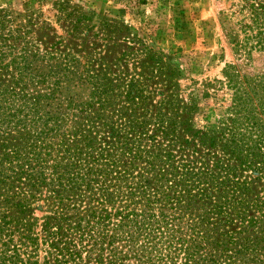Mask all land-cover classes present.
Here are the masks:
<instances>
[{"label":"trees","instance_id":"obj_1","mask_svg":"<svg viewBox=\"0 0 264 264\" xmlns=\"http://www.w3.org/2000/svg\"><path fill=\"white\" fill-rule=\"evenodd\" d=\"M250 8L247 57L264 52ZM27 34L0 15V264H264V72L225 65L230 101L198 125Z\"/></svg>","mask_w":264,"mask_h":264},{"label":"rangeland","instance_id":"obj_2","mask_svg":"<svg viewBox=\"0 0 264 264\" xmlns=\"http://www.w3.org/2000/svg\"><path fill=\"white\" fill-rule=\"evenodd\" d=\"M250 3L264 0H0V15L40 53L131 80L149 113L163 103L171 114L178 99L196 108L195 124L210 126L230 101L224 66L239 76L264 72V52L234 49L251 23ZM88 89L74 79L63 94L83 101Z\"/></svg>","mask_w":264,"mask_h":264}]
</instances>
